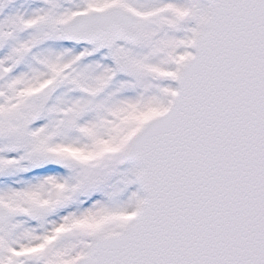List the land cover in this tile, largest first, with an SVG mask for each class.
Wrapping results in <instances>:
<instances>
[{
  "label": "snow or ice",
  "instance_id": "1",
  "mask_svg": "<svg viewBox=\"0 0 264 264\" xmlns=\"http://www.w3.org/2000/svg\"><path fill=\"white\" fill-rule=\"evenodd\" d=\"M0 264H264V0H0Z\"/></svg>",
  "mask_w": 264,
  "mask_h": 264
}]
</instances>
